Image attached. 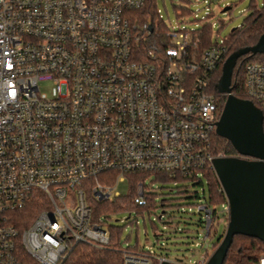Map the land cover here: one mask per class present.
I'll use <instances>...</instances> for the list:
<instances>
[{
    "label": "built area",
    "instance_id": "2783aa9c",
    "mask_svg": "<svg viewBox=\"0 0 264 264\" xmlns=\"http://www.w3.org/2000/svg\"><path fill=\"white\" fill-rule=\"evenodd\" d=\"M145 2L0 0V264H90L109 242L93 203L119 196L125 175L197 180L222 156L212 152L220 114L209 86L225 37L201 49L198 28L168 26L158 9L154 25H139L134 11ZM205 13L202 24L212 27L213 12ZM162 26L161 41L141 48V33ZM244 75L246 99L264 120V61H248ZM46 80L54 96L41 92ZM146 194L138 182L134 202L145 206ZM196 209L208 236L214 208L204 200ZM121 251L123 264H186L151 246Z\"/></svg>",
    "mask_w": 264,
    "mask_h": 264
},
{
    "label": "rangeland",
    "instance_id": "374dc122",
    "mask_svg": "<svg viewBox=\"0 0 264 264\" xmlns=\"http://www.w3.org/2000/svg\"><path fill=\"white\" fill-rule=\"evenodd\" d=\"M156 10L158 9L165 24L173 26L186 25L187 27L198 28L204 21L205 10H211L213 17L212 38L221 39L229 36L231 29L244 24L253 7H261L264 0H216L207 5L203 0H155ZM226 5L230 9L222 12ZM188 7L192 13L179 16L182 8ZM264 47V34L256 42V50ZM39 88L49 96L55 95L54 86L51 81H40ZM202 176V175H201ZM204 180V178H203ZM141 182L144 184L146 193H156L155 208L128 210H113L109 213L101 214L98 217L103 221L102 225L107 230L108 227H119L120 245L122 248L133 247L135 242L141 248L151 246V250L156 254H163L167 257L181 259L186 264H196L204 252L209 255L212 252L211 246L218 237H222L226 219L222 218V206H214L215 215L211 232L205 236L203 227L205 226L203 212L196 209L198 202L204 203V189L207 191L206 184H196L197 180H168L159 181L154 174L145 177ZM115 191L119 192L120 197L130 193L129 176L125 175L122 181L115 186ZM198 194L200 198L193 197ZM192 196V197H190ZM115 197H111L112 200ZM162 201V205H161ZM93 207L100 212L99 202H94ZM190 207V208H189ZM163 212V220L159 221L158 215ZM152 222L157 229L164 232L158 243L155 242ZM264 252L259 254L262 255Z\"/></svg>",
    "mask_w": 264,
    "mask_h": 264
},
{
    "label": "trees",
    "instance_id": "16d2710c",
    "mask_svg": "<svg viewBox=\"0 0 264 264\" xmlns=\"http://www.w3.org/2000/svg\"><path fill=\"white\" fill-rule=\"evenodd\" d=\"M189 11L184 7L180 10L179 13L184 14ZM136 15V22L141 25L143 23H151L154 25L156 20V2L155 0H146L145 4L134 11ZM179 15V14H178ZM198 34V43L201 49L208 47L213 44L212 42V27L208 23L202 24V26L197 29ZM164 28L159 27L156 30H153L151 33L148 31H143L140 37V47L146 48L150 47L154 42L157 44L163 38ZM264 33V2L261 7H253V10L250 12L249 16L246 18L244 24H241L239 27H236L232 30L229 36L225 37V45L227 52L224 56L225 59L233 52L238 51L242 48L253 46L259 37ZM250 60H259L264 61V50L257 53L247 52L240 55L235 62V66L232 71L231 77V92L239 97L246 98L244 94V66ZM223 61V62H224ZM219 64L217 69L214 71L209 90L215 95L217 103V113L220 114L225 101V95L218 91V81L222 72V65ZM263 129H264V120H263ZM213 145L212 152L214 154L221 153L223 156H233L236 155V150L231 146V144L223 137H220L216 133L213 135ZM150 174H154L155 178L159 181H168V180H188L194 179L193 177H184L180 174L174 176L166 172H132L128 173L130 180V193L127 196L120 197L117 196L112 200H105L99 202L100 212L94 208L93 217L97 218L99 213L105 214L113 210H128L131 211L132 208L141 210V209H152L157 206L156 204V193H147L145 206H139L134 202V197L136 194L137 183L142 181L145 177ZM204 178V180H203ZM196 184L202 185L206 184L207 191L204 189L203 198L205 202L214 208V206L222 203H226V198L221 190L219 181L215 175L214 170L206 166L202 168V176L196 177ZM192 197V196H190ZM193 197L200 198L196 193ZM161 201V205H162ZM215 215V210L213 209V216ZM228 220V217H227ZM153 233L157 229L156 224L152 222ZM109 242L106 248L95 249L94 253L91 256L90 264H123V253L121 251L120 245V233L121 230L119 227L111 226L107 229ZM155 239L158 240V236L154 234ZM221 236L217 238L211 246L213 250ZM132 250H146L141 248L137 242H135L133 247H129ZM264 252V242L250 236H245L242 234H236L233 236V240L228 248L227 254L222 264H255L258 260L259 254ZM61 264H78L75 260L64 261ZM154 264H157V260H154Z\"/></svg>",
    "mask_w": 264,
    "mask_h": 264
},
{
    "label": "water",
    "instance_id": "95a60500",
    "mask_svg": "<svg viewBox=\"0 0 264 264\" xmlns=\"http://www.w3.org/2000/svg\"><path fill=\"white\" fill-rule=\"evenodd\" d=\"M229 9L230 6L226 5L221 11ZM148 29L151 31L152 26L149 25ZM255 45L235 51L225 59L217 84L218 91L227 95L216 121L215 132L225 138L237 154L212 159V169L226 198L228 220L222 237L204 264H222L236 234L264 242L263 114L251 100L239 98L231 92L236 59L247 52L254 54L264 50V47L254 49ZM159 264L177 263L165 259Z\"/></svg>",
    "mask_w": 264,
    "mask_h": 264
},
{
    "label": "crops",
    "instance_id": "0c3cea01",
    "mask_svg": "<svg viewBox=\"0 0 264 264\" xmlns=\"http://www.w3.org/2000/svg\"><path fill=\"white\" fill-rule=\"evenodd\" d=\"M160 238H161V237H160ZM160 238H159V239H160ZM147 247H150V246H147ZM147 247H145V249H146Z\"/></svg>",
    "mask_w": 264,
    "mask_h": 264
}]
</instances>
